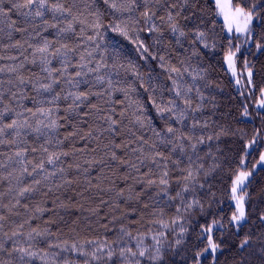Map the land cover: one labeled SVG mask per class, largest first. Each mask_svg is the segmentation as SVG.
Segmentation results:
<instances>
[{
    "label": "snow or ice",
    "instance_id": "snow-or-ice-1",
    "mask_svg": "<svg viewBox=\"0 0 264 264\" xmlns=\"http://www.w3.org/2000/svg\"><path fill=\"white\" fill-rule=\"evenodd\" d=\"M215 4L238 105L205 0H0V264H264V0Z\"/></svg>",
    "mask_w": 264,
    "mask_h": 264
},
{
    "label": "trees",
    "instance_id": "trees-1",
    "mask_svg": "<svg viewBox=\"0 0 264 264\" xmlns=\"http://www.w3.org/2000/svg\"><path fill=\"white\" fill-rule=\"evenodd\" d=\"M233 4L236 5L238 3H242L243 0H232ZM205 10L209 15V18L212 19L215 22V34L217 36V39L219 41L217 48L210 52L206 53L208 61L211 63L214 69V76L213 79H215L217 82L220 83V86L225 90V99L227 100L228 96L230 95L232 98V101H234L237 105L240 101L239 96V88L236 86L234 80L230 76L229 71L227 70L225 63H224V56L227 52V42L226 37L229 35L226 32L225 26L223 21L220 19L217 7L214 0H205ZM15 18V17H14ZM261 36H264V30H261ZM114 34H109V39H113ZM141 39H145L146 43H151L150 38H148L145 34L141 35ZM115 40H119L122 44V47L124 48L125 52L127 53L128 57L133 59L134 61L137 60V52L135 50L134 45H132L129 41L123 39L122 37H115ZM113 40V42H115ZM264 43V40L261 41ZM187 47V45L185 46ZM253 52H255V49H252ZM247 58L250 62H253L257 65V67H264V53L256 52L254 56H249L247 54V51L244 52V57ZM159 71V70H158ZM254 82L257 84L258 87L264 86V71L259 73L258 75H254L253 77ZM258 93H253L251 98L245 97V102L249 106V111L252 113L253 118L256 117V109L253 108L252 104L253 101L257 100ZM261 122L259 120H256V125H253L251 123L247 124H239V127L244 128L247 131H251L253 127L260 125ZM223 183L220 185L221 188V195L223 199L225 200V204L223 206V212L221 215L226 216L229 212V204L227 203V189L230 184V181L225 174L223 177ZM261 183H264V172L260 173L259 176L256 177L254 184L260 185ZM85 238H94L91 234H89L87 237L83 233H81L80 239ZM226 248H230L231 250H226L224 252V255L221 257V264H233L231 261V256L235 254L236 249L234 245H226ZM82 264V262H81Z\"/></svg>",
    "mask_w": 264,
    "mask_h": 264
},
{
    "label": "rangeland",
    "instance_id": "rangeland-1",
    "mask_svg": "<svg viewBox=\"0 0 264 264\" xmlns=\"http://www.w3.org/2000/svg\"><path fill=\"white\" fill-rule=\"evenodd\" d=\"M215 1V0H214ZM232 4H233V2H232ZM234 5V4H233ZM235 6V5H234ZM217 7V6H216ZM217 12H218V9H217ZM218 15H219V17H220V19L223 21V23H224V26H225V29H226V32H227V27H226V23H225V21H224V18H223V16L222 15H220L219 14V12H218ZM227 34L230 36V35H232V33H228L227 32ZM234 42H239V43H242V41H234ZM242 51H244L245 52V50L244 49H242ZM242 59V58H241ZM224 63H225V66H226V68H227V70L229 71V73H230V76L232 77V79L234 80V82H235V79L236 78H239V79H241V80H243V77L242 76H239L238 75V77H233L232 75H231V71L228 69V67H227V62L224 60ZM240 71H241V65H240V63H239V61L237 62V73L239 74L240 73ZM239 90H241V89H239Z\"/></svg>",
    "mask_w": 264,
    "mask_h": 264
}]
</instances>
